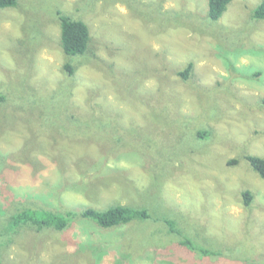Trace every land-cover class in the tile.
Masks as SVG:
<instances>
[{
  "label": "rangeland",
  "instance_id": "374dc122",
  "mask_svg": "<svg viewBox=\"0 0 264 264\" xmlns=\"http://www.w3.org/2000/svg\"><path fill=\"white\" fill-rule=\"evenodd\" d=\"M260 3L232 0L218 21L208 0L0 10V264H264V179L245 160L264 158ZM58 12L88 26L84 55L63 53ZM117 205L149 218L8 227L21 209ZM183 238L228 258L199 257Z\"/></svg>",
  "mask_w": 264,
  "mask_h": 264
},
{
  "label": "trees",
  "instance_id": "16d2710c",
  "mask_svg": "<svg viewBox=\"0 0 264 264\" xmlns=\"http://www.w3.org/2000/svg\"><path fill=\"white\" fill-rule=\"evenodd\" d=\"M18 0H0V10L15 7ZM232 0H208L209 18L218 21ZM57 17L60 25V42L63 53L66 56L84 55L90 44V31L88 26L81 20L72 19L58 12ZM254 17L264 21V0L254 12ZM66 68L73 72V68L67 65ZM192 70L189 65L180 76L187 80ZM3 98L0 99V103ZM261 104L264 106V98ZM264 135V133H263ZM245 160L251 168L264 179V158L248 155ZM237 160L231 161V164H237ZM243 199L246 207H249L253 195L246 191L243 193ZM74 218H81L96 224L102 229H113L129 225L133 220H145L149 214L145 210L135 209L129 206H110L106 209L86 208L79 212L69 211L64 213L52 212L43 209H21L10 217L9 230L13 233L21 227H27L33 231L40 232L46 229L64 231ZM173 224L171 231L174 232ZM178 246L186 247L189 251L195 252L199 257L218 259L228 258L223 250H213L207 247L196 246L190 238H183ZM156 253L157 250H156Z\"/></svg>",
  "mask_w": 264,
  "mask_h": 264
}]
</instances>
